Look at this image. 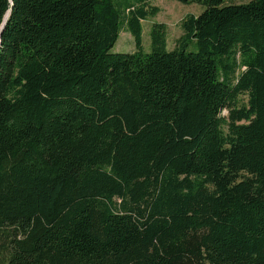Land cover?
Wrapping results in <instances>:
<instances>
[{"label": "trees", "instance_id": "trees-1", "mask_svg": "<svg viewBox=\"0 0 264 264\" xmlns=\"http://www.w3.org/2000/svg\"><path fill=\"white\" fill-rule=\"evenodd\" d=\"M179 1L0 0V264H264V0Z\"/></svg>", "mask_w": 264, "mask_h": 264}, {"label": "rangeland", "instance_id": "rangeland-1", "mask_svg": "<svg viewBox=\"0 0 264 264\" xmlns=\"http://www.w3.org/2000/svg\"><path fill=\"white\" fill-rule=\"evenodd\" d=\"M115 8L119 12V17L122 14V7L129 0H112ZM237 1V0H227ZM245 1V0H239ZM157 6V11L154 15H149L145 19L140 20L141 25V48L149 49V29L154 21L162 22L165 28V43L167 47H171L175 38L181 33L179 26L180 18L187 12H198L203 6L196 2L184 3L179 0H151ZM133 39L128 31L120 27L117 37L109 48L110 51H126L132 50ZM240 100H245V95L240 96ZM225 113V109L222 110Z\"/></svg>", "mask_w": 264, "mask_h": 264}, {"label": "crops", "instance_id": "crops-1", "mask_svg": "<svg viewBox=\"0 0 264 264\" xmlns=\"http://www.w3.org/2000/svg\"><path fill=\"white\" fill-rule=\"evenodd\" d=\"M152 3V2H151ZM154 4V3H153ZM199 12V11H198ZM198 12H196V13H198ZM187 13H192V14H196V13H194V12H187Z\"/></svg>", "mask_w": 264, "mask_h": 264}, {"label": "water", "instance_id": "water-1", "mask_svg": "<svg viewBox=\"0 0 264 264\" xmlns=\"http://www.w3.org/2000/svg\"><path fill=\"white\" fill-rule=\"evenodd\" d=\"M6 15H7V12L4 14V18L6 17ZM1 26H2V23H1ZM1 26H0V27H1Z\"/></svg>", "mask_w": 264, "mask_h": 264}]
</instances>
